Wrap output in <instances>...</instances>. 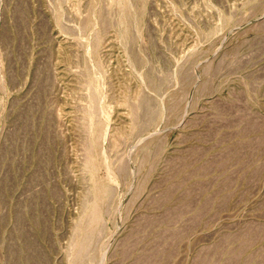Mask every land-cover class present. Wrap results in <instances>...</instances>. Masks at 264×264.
<instances>
[{"label": "rangeland", "instance_id": "obj_1", "mask_svg": "<svg viewBox=\"0 0 264 264\" xmlns=\"http://www.w3.org/2000/svg\"><path fill=\"white\" fill-rule=\"evenodd\" d=\"M0 264H264V0H0Z\"/></svg>", "mask_w": 264, "mask_h": 264}, {"label": "bare ground", "instance_id": "obj_2", "mask_svg": "<svg viewBox=\"0 0 264 264\" xmlns=\"http://www.w3.org/2000/svg\"><path fill=\"white\" fill-rule=\"evenodd\" d=\"M103 185V184H102ZM100 195V194H99ZM102 196V195H101Z\"/></svg>", "mask_w": 264, "mask_h": 264}]
</instances>
